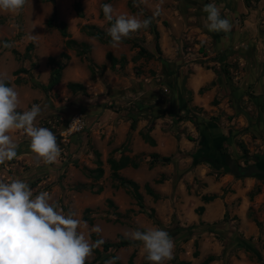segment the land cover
Masks as SVG:
<instances>
[{
	"label": "rangeland",
	"instance_id": "obj_1",
	"mask_svg": "<svg viewBox=\"0 0 264 264\" xmlns=\"http://www.w3.org/2000/svg\"><path fill=\"white\" fill-rule=\"evenodd\" d=\"M105 3L114 16L150 24L114 44ZM209 3L231 31L205 27ZM93 26L104 35L91 34ZM246 47L255 50L260 78H251L238 101L218 90L208 107L196 104L188 80L194 65L218 74L197 93L221 87V74L236 88L250 67L237 57ZM55 62L62 65L58 80L43 89ZM0 78L17 91L18 112L41 106L35 126L51 130L61 149L57 163L37 162L24 130L7 133L17 156L0 164V182L19 179L33 197L46 193L60 215L80 221L90 243L118 235L133 241L107 251L99 245L85 264H114L113 255L121 264L130 257L152 264L132 232L153 228L174 241L173 258L163 264H264L263 94L254 87L264 82V0H28L19 14L0 13ZM73 82L83 88L72 90ZM152 153L171 160L152 161ZM109 159L125 164L113 170ZM233 164L263 172L238 174Z\"/></svg>",
	"mask_w": 264,
	"mask_h": 264
},
{
	"label": "clouds",
	"instance_id": "obj_2",
	"mask_svg": "<svg viewBox=\"0 0 264 264\" xmlns=\"http://www.w3.org/2000/svg\"><path fill=\"white\" fill-rule=\"evenodd\" d=\"M28 0H0V13L19 14ZM105 19L110 22L107 34L114 44L131 38L138 30L146 29L149 19L140 20L134 15L114 16L111 4L101 5ZM207 13L205 27L210 32L228 33L233 25L228 18H221V9L209 3L203 6ZM154 14H159L157 7ZM17 91L7 86L0 78V164L17 156V145L7 133L24 130L30 138L29 147L45 164L58 162L61 154L56 136L45 127L35 126L41 116L40 105L34 104L30 110L18 112ZM46 193L33 197L27 182L14 180L0 182V264H85L93 249L103 243H90L78 232L80 221L69 213L60 215L48 203ZM99 233V226L93 229ZM132 238L143 244L146 259L152 264H163L173 258L174 241L166 230L149 229L145 232L133 231Z\"/></svg>",
	"mask_w": 264,
	"mask_h": 264
},
{
	"label": "crops",
	"instance_id": "obj_3",
	"mask_svg": "<svg viewBox=\"0 0 264 264\" xmlns=\"http://www.w3.org/2000/svg\"><path fill=\"white\" fill-rule=\"evenodd\" d=\"M242 4L238 1L235 6H238L236 10L240 9V6ZM238 52V51H237ZM247 53V58L244 59V56L242 54ZM254 53L255 50H251L249 48H244V50H241V52H238V58L241 62H245L249 61V66L246 67V75L244 77V79L240 82H238V85L236 88H233V85L231 84H226L225 83V77L224 74H221L222 76L219 77V81L222 80L221 84H223L221 87H212V89H209L208 91H206V93L203 94H199L197 93V90L200 86L207 84L208 82L213 81L214 79L217 78L218 74H216V72L213 69H208V68H204L202 66H198V65H194L193 68V73L190 75L189 77V85L192 88L193 91H195V103L202 106V107H208L210 102L213 100V98L215 96H217L216 94L219 92L225 93L226 91H230V98L231 100L238 101V99L241 98V96L243 94L239 93V91H242L243 93L246 91V87L250 84V80L251 78L254 79V82H256L259 78H260V72L258 70H256L257 68V62H255V57H254ZM258 71V72H257ZM263 71V70H262ZM264 83V82H263ZM261 83L259 84V87L257 89L256 83H254V87L256 91H262V109L260 110V113H264V84ZM229 85V86H228ZM260 85H262V87H260ZM229 87V88H228ZM240 87V89H239ZM229 99H223L222 101L224 102H229ZM221 101V100H220ZM223 105V104H222Z\"/></svg>",
	"mask_w": 264,
	"mask_h": 264
},
{
	"label": "trees",
	"instance_id": "obj_4",
	"mask_svg": "<svg viewBox=\"0 0 264 264\" xmlns=\"http://www.w3.org/2000/svg\"><path fill=\"white\" fill-rule=\"evenodd\" d=\"M76 9L78 11L81 10L79 3H76ZM90 32H91V34H93V35H95L96 37H99V38L104 35L103 31L99 30L98 28H95L94 26L92 27ZM153 32H154V36H155V39H156L155 47H156L157 50H159L158 42H157V39H158L159 35H158V31L155 29V27H153ZM62 34H64V35L66 34V32L63 29H62ZM71 43L73 44L74 40L68 39L67 40V44L70 45ZM62 55H65V54H62ZM110 57H111L112 61H114V62L116 61V59L113 56H110ZM50 61L53 63L55 60L53 58H50ZM61 68H62V65L60 63H58V62H55V67L52 69L49 83L47 84V86L41 85V87L43 89H46V88L50 87L52 84L57 82L58 77L60 75ZM18 71L19 70H17L16 72H18ZM5 83H6L7 86L9 85V82L6 81V80H5ZM69 87L72 90H79V89L83 88V86L80 83H77V82L70 83ZM149 141H150L151 144L154 143L153 139L151 137H150ZM151 157H152V159H151L152 161L156 160V161H161V162H164V163L165 162L168 163L171 160L169 156H159L157 153H152ZM108 161H109L110 166H111V168L113 170H117V169H119L120 167H122L125 164V162H116L113 159H109ZM132 165L135 167L136 163H133ZM102 174H103L102 168L100 166L96 167V177H100ZM120 183L121 184H125V183L129 184L133 188L136 189V183L131 181V180L121 179ZM134 193H135L136 197L140 198V195H139L138 192H136V190H135ZM203 199L205 201H209V200L212 199V196H204ZM109 203L112 205L111 201ZM198 209H199V211H202L203 210V206H200ZM97 240L98 239H96V241ZM132 244H133V241L131 239L125 238V237H123L121 235H118V240L116 242L104 241L101 244V246H102L104 251H107L111 247H125V246H130ZM94 250L97 251L96 248H94ZM111 258H112V261L114 262V264H121L116 256L113 255ZM102 263H103V260L100 262V264H102ZM127 264H132V257L129 258ZM143 264H147V263L145 262Z\"/></svg>",
	"mask_w": 264,
	"mask_h": 264
},
{
	"label": "water",
	"instance_id": "obj_5",
	"mask_svg": "<svg viewBox=\"0 0 264 264\" xmlns=\"http://www.w3.org/2000/svg\"><path fill=\"white\" fill-rule=\"evenodd\" d=\"M235 172H237L238 174H244V175H249V174H254V173H262L263 171L256 166L255 164L250 165V166H237L235 164L232 165Z\"/></svg>",
	"mask_w": 264,
	"mask_h": 264
}]
</instances>
